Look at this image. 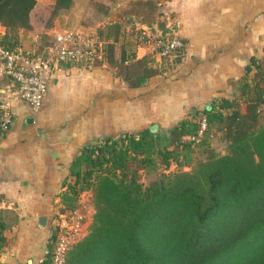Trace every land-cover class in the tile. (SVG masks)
<instances>
[{
    "label": "trees",
    "instance_id": "trees-1",
    "mask_svg": "<svg viewBox=\"0 0 264 264\" xmlns=\"http://www.w3.org/2000/svg\"><path fill=\"white\" fill-rule=\"evenodd\" d=\"M115 1L91 4L82 20L97 25L103 41L104 59L94 64L107 62L127 85H144L180 61L185 48L166 56L165 64L138 56L139 42L124 33L123 19L109 18ZM37 2L0 0V24L5 26L0 46L46 54L54 43L48 29L71 12L75 0H54L43 9L50 20L29 49L22 44L21 30L34 27ZM157 3L129 0V5H151L156 20L143 23L153 33L167 35L176 25L159 16ZM6 80L0 77V86ZM2 104L0 93V110ZM205 114L207 128L196 139L185 136L198 134L199 119L183 118L170 128L165 144L158 143V131L146 127L104 135L80 150L64 179L58 215L77 209L85 190L95 191L100 209L88 232L69 248L65 264H264V55L252 56L235 94L214 98ZM195 145L205 156L191 170L163 172L147 185L140 180L141 170L167 167ZM3 213L0 248L7 240L5 229L17 218ZM56 234L57 227L42 264L52 263Z\"/></svg>",
    "mask_w": 264,
    "mask_h": 264
},
{
    "label": "crops",
    "instance_id": "crops-1",
    "mask_svg": "<svg viewBox=\"0 0 264 264\" xmlns=\"http://www.w3.org/2000/svg\"><path fill=\"white\" fill-rule=\"evenodd\" d=\"M161 3L165 12L159 16L176 25L174 31L186 47L180 61L144 85H127L107 62L61 63L50 74L43 105L35 110L16 95L8 80L1 81V86L7 85L3 95L14 120L0 132V211L13 212L17 218L4 231L7 240L0 248V264H42L51 232L62 217L58 213L64 179L85 145L107 134L146 127L158 131L157 140L169 142L174 124L183 118L198 120L214 98L235 94L250 58L264 55V0ZM46 6L38 0L32 19ZM77 13L76 26L97 33V25L82 23L89 8L78 0L49 32L64 29L62 20L69 24ZM4 31L0 24V33ZM35 31L21 30L25 48L36 41ZM137 52L158 64L168 58L153 43H138ZM81 206L67 214L80 212ZM75 224L79 226L76 220Z\"/></svg>",
    "mask_w": 264,
    "mask_h": 264
},
{
    "label": "built area",
    "instance_id": "built-area-1",
    "mask_svg": "<svg viewBox=\"0 0 264 264\" xmlns=\"http://www.w3.org/2000/svg\"><path fill=\"white\" fill-rule=\"evenodd\" d=\"M136 37L139 43L155 44L159 53L165 57L177 54L186 46V42L175 31L167 35L160 31L153 33L145 24L139 27ZM103 59V41L96 32L63 29L54 35V43L43 56H32L30 50H12L0 46V77H6L7 85H10L16 95L38 110L48 93L50 74L59 64L84 61L93 65ZM7 85L0 86L3 100L0 110V132H6L14 120V112L6 105V98L3 95ZM199 121L201 125L198 134L186 135V138L196 139L202 136L208 125L205 113L200 116ZM70 217L67 213L62 214L55 224L57 234L51 264H65L69 248L78 239L79 226L73 223Z\"/></svg>",
    "mask_w": 264,
    "mask_h": 264
},
{
    "label": "rangeland",
    "instance_id": "rangeland-1",
    "mask_svg": "<svg viewBox=\"0 0 264 264\" xmlns=\"http://www.w3.org/2000/svg\"><path fill=\"white\" fill-rule=\"evenodd\" d=\"M79 4L81 6H84V3L88 5V8L90 9L91 4L96 3V2H104L109 4V0H78ZM158 1L157 3V12H165L164 6L162 5V1ZM40 4H46L49 5L51 3V0H39ZM151 5H138V4H132L129 5V0L127 1H120L117 0L113 3V7L110 13L111 19H123L125 26H124V33L128 37H134L137 38V33L139 31V27L142 26V24L145 23H152L153 20H156L150 15L149 10H150ZM41 8V7H40ZM38 8L35 13L33 14V29H35V33L33 37H37V33H41L42 31L46 30L45 25L49 22V17L48 14L49 12L43 9ZM80 8L77 4V9ZM78 13H81L80 11H77ZM75 14L71 20H69V24H66L64 20L63 26L64 29H80L83 30L84 32H88L91 29H84L82 26H76V21L77 18H79V15ZM138 13H141V15H138ZM160 13V14H161ZM151 26V25H150ZM60 30H63L60 28ZM37 32V33H36ZM56 34V33H55ZM53 32V36L55 35ZM39 35V34H38ZM158 143L165 144L168 142L161 140H158ZM202 147L199 145H195L192 148H189V151L187 155L183 156V154L180 156L179 160H172L169 166H165L164 164H160L158 168L152 170V171H140V180L144 184H149L152 180L158 178L163 172H174L178 170L179 168H184L186 170H191L194 166V164L197 162V160L203 158L205 156V153L201 151ZM222 150V149H221ZM179 162V163H178ZM84 201L82 202V205L80 208V212H76L73 215V213H70L69 216L73 218H69L73 223H75V220L79 222V229H80V234L78 235V239L83 237L89 229V226L93 222L95 216L97 215L98 210L100 209V205L98 206L97 201H96V194L94 190H85L81 193L80 199H83ZM72 212V211H71ZM3 216H10L9 218L14 219L15 218V213L10 212L7 214L3 213ZM77 239V240H78ZM76 240V241H77ZM75 241V242H76Z\"/></svg>",
    "mask_w": 264,
    "mask_h": 264
},
{
    "label": "water",
    "instance_id": "water-1",
    "mask_svg": "<svg viewBox=\"0 0 264 264\" xmlns=\"http://www.w3.org/2000/svg\"><path fill=\"white\" fill-rule=\"evenodd\" d=\"M194 113H196V110H193Z\"/></svg>",
    "mask_w": 264,
    "mask_h": 264
}]
</instances>
